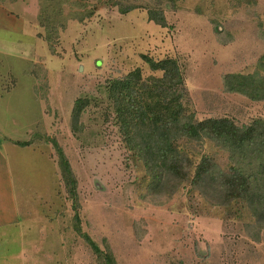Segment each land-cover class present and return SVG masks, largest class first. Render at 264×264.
<instances>
[{"label":"rangeland","instance_id":"rangeland-1","mask_svg":"<svg viewBox=\"0 0 264 264\" xmlns=\"http://www.w3.org/2000/svg\"><path fill=\"white\" fill-rule=\"evenodd\" d=\"M113 1L0 0V149L18 214L0 227V264H97L82 233L116 264H264V229L247 226L253 217L236 196L189 180L172 193L147 191L106 88L135 68L161 75L144 57H171L197 118L264 121V100L223 85L226 73L264 76V0H156L164 26ZM80 97L89 103L73 130ZM53 140L76 178L74 196ZM203 145L231 172L235 160Z\"/></svg>","mask_w":264,"mask_h":264},{"label":"trees","instance_id":"trees-1","mask_svg":"<svg viewBox=\"0 0 264 264\" xmlns=\"http://www.w3.org/2000/svg\"><path fill=\"white\" fill-rule=\"evenodd\" d=\"M141 1L115 0L113 3L120 5L121 13L144 8L149 20L164 26V16L155 8L156 0ZM144 58L150 69L160 70L161 75L142 77L140 70L135 68L123 77L108 81L106 88L122 140L135 166L141 165L145 171L142 178L149 185L147 191L167 188L172 193L185 180L195 186L203 183L212 193L225 195L227 201L236 196L245 202L253 217L247 226H253L259 233L264 229V121L257 119L237 125L224 117L197 118L187 101L177 61L171 57L156 61ZM223 85L227 92H237L251 100H264V76L259 77L257 72L226 73ZM88 103V98L84 97L75 100L71 111L73 130L81 128V124L76 123L77 118ZM205 142L212 144L217 152L225 153L229 161L235 160L231 172L223 173L216 168L217 164L204 151ZM53 143L62 178L74 196L77 181L69 160L55 140ZM73 217L75 230L80 233L78 213ZM81 235L97 254V264H116L108 247L102 252L86 234ZM258 238V234L253 236V239Z\"/></svg>","mask_w":264,"mask_h":264},{"label":"crops","instance_id":"crops-1","mask_svg":"<svg viewBox=\"0 0 264 264\" xmlns=\"http://www.w3.org/2000/svg\"><path fill=\"white\" fill-rule=\"evenodd\" d=\"M14 139L10 141L15 145ZM18 222L12 178L5 153L0 149V227Z\"/></svg>","mask_w":264,"mask_h":264}]
</instances>
